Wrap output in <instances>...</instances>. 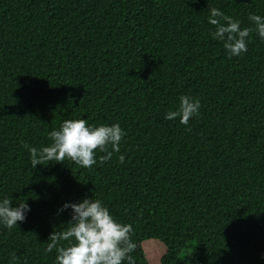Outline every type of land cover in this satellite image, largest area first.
Wrapping results in <instances>:
<instances>
[{
	"label": "trees",
	"instance_id": "trees-1",
	"mask_svg": "<svg viewBox=\"0 0 264 264\" xmlns=\"http://www.w3.org/2000/svg\"><path fill=\"white\" fill-rule=\"evenodd\" d=\"M212 7L252 29L245 53L211 38ZM249 13L264 0H0V199L30 209L0 226V264H53L49 236L70 219L57 209L86 196L131 226L134 264L145 239L165 245L161 264H264V39ZM181 95L200 101L187 125L164 119ZM80 117L118 123L119 152L32 167L28 149Z\"/></svg>",
	"mask_w": 264,
	"mask_h": 264
},
{
	"label": "clouds",
	"instance_id": "clouds-1",
	"mask_svg": "<svg viewBox=\"0 0 264 264\" xmlns=\"http://www.w3.org/2000/svg\"><path fill=\"white\" fill-rule=\"evenodd\" d=\"M207 22L215 26L211 38L222 42L223 49L229 57L239 56L247 51L250 41L249 27H241V22L226 15L220 9H208ZM248 20L254 25L255 33L264 39V16L249 13ZM200 101L181 95L176 110L164 114V119L173 120L179 117V123L187 125L189 119L198 115ZM123 132L118 123L93 125L87 119H64L58 128L48 132L51 143L39 149L31 147V166L41 164V161L62 162L65 157L73 163L90 168L97 163L109 159L112 152H119V142ZM111 151H106V146ZM99 150L105 154L95 156ZM119 159L124 160L121 154ZM10 199H0V226L11 229L23 221L30 211L29 206L18 203L10 205ZM70 210V219L63 231L52 232L45 251L55 248L53 264H134L131 253L135 243L131 240V226L118 221L110 213L101 199L84 197L75 202L65 201L57 212ZM59 241L65 242L63 245Z\"/></svg>",
	"mask_w": 264,
	"mask_h": 264
},
{
	"label": "rangeland",
	"instance_id": "rangeland-1",
	"mask_svg": "<svg viewBox=\"0 0 264 264\" xmlns=\"http://www.w3.org/2000/svg\"><path fill=\"white\" fill-rule=\"evenodd\" d=\"M142 247L148 264H161V258L165 254V245L157 239H145L142 241ZM196 248L195 241L189 242L186 248L182 251L181 256L189 259Z\"/></svg>",
	"mask_w": 264,
	"mask_h": 264
}]
</instances>
